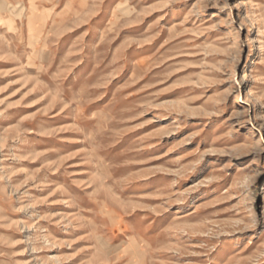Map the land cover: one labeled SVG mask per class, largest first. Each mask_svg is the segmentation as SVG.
I'll use <instances>...</instances> for the list:
<instances>
[{
    "label": "rangeland",
    "instance_id": "374dc122",
    "mask_svg": "<svg viewBox=\"0 0 264 264\" xmlns=\"http://www.w3.org/2000/svg\"><path fill=\"white\" fill-rule=\"evenodd\" d=\"M0 264H264V0H0Z\"/></svg>",
    "mask_w": 264,
    "mask_h": 264
}]
</instances>
